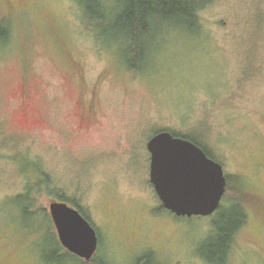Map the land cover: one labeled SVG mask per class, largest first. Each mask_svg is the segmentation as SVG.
<instances>
[{
  "label": "rangeland",
  "instance_id": "374dc122",
  "mask_svg": "<svg viewBox=\"0 0 264 264\" xmlns=\"http://www.w3.org/2000/svg\"><path fill=\"white\" fill-rule=\"evenodd\" d=\"M83 13L78 0H0V264H264V0H212L198 30L169 26L135 52ZM160 132L222 166L212 215L161 206L146 150ZM51 201L80 207L92 262L50 260Z\"/></svg>",
  "mask_w": 264,
  "mask_h": 264
},
{
  "label": "water",
  "instance_id": "95a60500",
  "mask_svg": "<svg viewBox=\"0 0 264 264\" xmlns=\"http://www.w3.org/2000/svg\"><path fill=\"white\" fill-rule=\"evenodd\" d=\"M156 145L159 148L154 155ZM146 150L150 155L149 183L165 210L187 218L208 217L217 211L227 185L220 164L191 141L169 132L150 138ZM48 212L60 245L89 262L98 247V237L90 223L64 202L51 201Z\"/></svg>",
  "mask_w": 264,
  "mask_h": 264
},
{
  "label": "trees",
  "instance_id": "16d2710c",
  "mask_svg": "<svg viewBox=\"0 0 264 264\" xmlns=\"http://www.w3.org/2000/svg\"><path fill=\"white\" fill-rule=\"evenodd\" d=\"M84 10V16L94 27H100L101 37L105 41H117L128 52L139 50L140 43L154 40L161 32L170 27H199V12L212 0H78ZM9 20L0 14V45L9 36ZM152 46L150 43L141 48L144 63L149 60ZM142 61V63H143ZM146 65V63L144 64ZM133 67V66H131ZM135 67V66H134ZM175 137H181L174 135ZM200 147L207 157L210 153L197 141L181 137ZM229 184L227 180L226 193ZM30 209V206H29ZM27 214H31L26 211ZM48 246L51 249L50 260L60 262L68 254L58 243L57 236L48 233ZM53 242L55 245L51 244ZM230 248L220 254V262L226 263ZM72 256V255H70ZM93 258L89 261L92 262Z\"/></svg>",
  "mask_w": 264,
  "mask_h": 264
},
{
  "label": "flooded vegetation",
  "instance_id": "af4514ba",
  "mask_svg": "<svg viewBox=\"0 0 264 264\" xmlns=\"http://www.w3.org/2000/svg\"><path fill=\"white\" fill-rule=\"evenodd\" d=\"M67 204V203H66ZM68 205V204H67ZM73 205H74V207L73 208H75L79 213H80V207L74 202L73 203ZM69 206V205H68ZM71 207V206H70ZM81 214V213H80ZM56 232V231H55ZM58 240V239H57ZM58 243H59V241H58ZM59 245H60V243H59ZM61 246V245H60ZM62 247V246H61ZM63 248V247H62ZM64 249V248H63ZM65 250V249H64ZM66 251V250H65ZM67 252V251H66ZM68 253V252H67ZM68 254H70V253H68ZM70 255H72V254H70ZM72 256H74V255H72Z\"/></svg>",
  "mask_w": 264,
  "mask_h": 264
},
{
  "label": "snow or ice",
  "instance_id": "6c2138e0",
  "mask_svg": "<svg viewBox=\"0 0 264 264\" xmlns=\"http://www.w3.org/2000/svg\"><path fill=\"white\" fill-rule=\"evenodd\" d=\"M153 143L155 144V142H153ZM151 147H152V145H151ZM158 148H159V145H156V147H154V155L156 154Z\"/></svg>",
  "mask_w": 264,
  "mask_h": 264
}]
</instances>
